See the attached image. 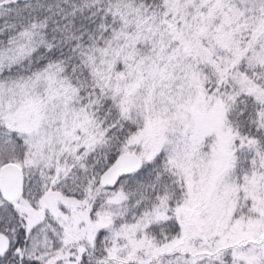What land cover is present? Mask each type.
<instances>
[{
  "label": "snow or ice",
  "instance_id": "obj_1",
  "mask_svg": "<svg viewBox=\"0 0 264 264\" xmlns=\"http://www.w3.org/2000/svg\"><path fill=\"white\" fill-rule=\"evenodd\" d=\"M0 264H264V0H0Z\"/></svg>",
  "mask_w": 264,
  "mask_h": 264
}]
</instances>
